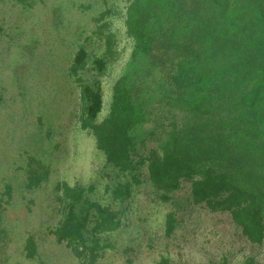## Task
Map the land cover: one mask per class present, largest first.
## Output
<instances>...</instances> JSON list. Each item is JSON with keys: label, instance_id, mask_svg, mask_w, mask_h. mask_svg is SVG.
Returning <instances> with one entry per match:
<instances>
[{"label": "trees", "instance_id": "trees-1", "mask_svg": "<svg viewBox=\"0 0 264 264\" xmlns=\"http://www.w3.org/2000/svg\"><path fill=\"white\" fill-rule=\"evenodd\" d=\"M32 7L35 0H17ZM55 25L60 9H52ZM122 18L123 31L114 21ZM79 33L67 75L78 93L79 127L103 156V193L95 183L54 182L51 200L59 219L48 228L82 264H99L117 251L129 203L142 192L165 213L162 237L172 238L199 210L226 214L244 240L264 242V0H128L111 4ZM131 47L123 72L112 82L106 113L103 79ZM18 80V78H17ZM39 125L42 124L38 117ZM57 146V145H56ZM20 184L31 191L50 178L44 157L25 149ZM0 194V255L9 232ZM24 255L37 257L33 234ZM120 256L132 264L135 251ZM156 264H170L161 256ZM208 264H264L254 256L227 255Z\"/></svg>", "mask_w": 264, "mask_h": 264}, {"label": "rangeland", "instance_id": "rangeland-1", "mask_svg": "<svg viewBox=\"0 0 264 264\" xmlns=\"http://www.w3.org/2000/svg\"><path fill=\"white\" fill-rule=\"evenodd\" d=\"M128 0H35L32 7L17 0H0V194L3 183L14 186L4 203V222L10 240L0 255V264H82L64 243L57 244L48 228L59 219L51 200L54 182L95 183L96 196L103 193V156L94 140L79 127L78 93L67 68L80 39L93 27L92 18L111 4L121 15ZM60 9L55 25L52 9ZM123 31L122 18L114 21ZM129 41L120 42V59L103 79L107 111L112 82L123 72L129 58ZM18 78V80H17ZM38 117L42 122L39 125ZM57 145V146H56ZM25 149L44 157L50 178L42 187L27 191L20 184ZM165 208L155 205L139 190L132 197L124 226L118 234L117 251L99 264H126L119 257L122 247L135 251L132 264H156L167 256L170 264H208L227 255L232 261L254 256L264 261V242L244 240L226 214L199 210L186 219L170 239L162 237ZM33 234L37 257L24 255V240Z\"/></svg>", "mask_w": 264, "mask_h": 264}]
</instances>
